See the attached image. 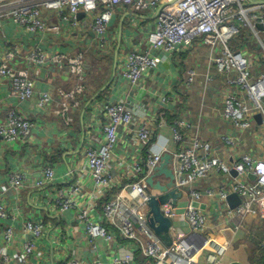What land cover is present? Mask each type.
<instances>
[{
  "label": "built area",
  "instance_id": "1",
  "mask_svg": "<svg viewBox=\"0 0 264 264\" xmlns=\"http://www.w3.org/2000/svg\"><path fill=\"white\" fill-rule=\"evenodd\" d=\"M118 8H129L153 20L144 49H119L115 53V71L126 81L132 96L146 91V78L154 74L160 64L182 55L192 56L204 49L207 60L201 83L202 108L206 92L217 81L223 104L221 117L230 123L231 131L219 133L215 142L205 140L201 135V120L192 123L188 119V93L197 81L200 65L186 69L183 84L174 92L160 96L161 105L174 103L178 107L179 113L169 125L175 147L169 152L170 169L174 176L173 188L181 195L177 203L187 199V206L181 213L177 210L178 204L173 207L170 202L161 207V213L171 222L181 219L190 230L189 236L176 237L179 235L172 225L173 238L169 247L149 229L146 217V203L158 192L145 181L154 174L166 150H150L142 160L132 161L118 152L123 143L152 146L156 127L165 122L161 120L157 124V119L152 118L156 112L148 102L131 103L122 99L98 105L104 121L102 136L90 134V141L98 148L87 147L76 160L73 170L68 173L70 184L57 188L54 203L60 213L71 211L75 214V222L84 225L87 242L94 250L99 239L111 245L119 238L133 245V252H118L111 264L133 263L135 252L146 264H195V257L205 250L214 254L212 264H220L228 240L219 245L211 238L210 215L193 207L192 203L199 204L203 198L216 203V217L222 218L217 224L220 232L236 233L250 217L264 223V0H0V34L6 22L34 35L59 34L64 24L76 30L80 28V14H83L94 35L95 50L106 55L111 43L108 26ZM44 12L54 13L61 26L48 24ZM246 46H249L247 50ZM20 54V44L10 41H5L0 50V79L7 83L9 96L18 102L31 100L35 94L33 75L38 68L47 66L55 73L66 66L75 85L70 90L58 91L60 104L54 114L65 125H70V116L82 105L80 98L84 94L83 53L73 57L48 56L35 47L23 56L27 65L21 67L18 66ZM51 103L52 94L42 92L35 104L38 109L46 110ZM32 128L27 117L11 108L0 120V138L8 147L20 142L26 144ZM250 141L253 152L243 150L248 149ZM219 148L223 149L224 155L219 154ZM218 174L225 180L214 187L199 189L202 181ZM250 175L254 177L253 181L249 179ZM86 176L93 182L90 195L83 193L81 185ZM54 180V169L46 165L33 187L42 188ZM155 181L163 185L167 179L158 176ZM25 184L23 171L7 175V187L15 193H19ZM231 194L239 199L233 209L226 202ZM82 197L92 201L84 209L78 207ZM101 199H106L101 205L103 224L90 217ZM8 220V209L0 200V264H12L5 250L16 242V233L7 224ZM44 231L42 220L23 222L20 232L28 239L21 243L13 264H28L36 251L35 242L42 238ZM58 264L100 263L98 260L86 263L70 259Z\"/></svg>",
  "mask_w": 264,
  "mask_h": 264
},
{
  "label": "crops",
  "instance_id": "2",
  "mask_svg": "<svg viewBox=\"0 0 264 264\" xmlns=\"http://www.w3.org/2000/svg\"><path fill=\"white\" fill-rule=\"evenodd\" d=\"M43 15L48 24H60L61 26L62 23H59L54 13L44 12ZM152 24V18L143 13L132 12L129 8H118L108 26V35L114 53L112 52L110 55L108 51V55L99 59L98 52L94 48V35L88 29L84 16L80 17V28L72 30L64 24L62 32L59 34H29L20 31L10 22L5 23L0 34V50L5 41L16 45L20 44L22 55L20 54L18 57V66L27 65L23 56L35 47L42 49L48 56L59 54L73 57L78 53H83L86 82L84 94L80 98L82 105L73 111L70 116L71 123L67 126L61 118L54 114L60 104L58 91L70 90L75 85V79L66 66L55 73L51 72L47 66L38 68L33 75L34 97L25 102H18L10 97L7 83L0 79V120L6 117L11 108H16L33 124L31 135L26 144L20 142L8 147L0 138V200L6 205L10 215L7 224L12 226L16 233V242L5 250V254L12 264L15 263L14 258L20 251L21 243L28 239L27 236L21 234V226L23 222L33 220H42L45 231L42 238L35 242L36 251L29 258L28 264H58L70 259L86 263L98 260L100 264H111L118 252L127 254L135 250L132 244L121 241L119 238H116V243L111 245H108L103 239H99L96 241L94 250L87 242L84 225H78L75 222V214L71 211L60 213L54 203V195L57 188L70 184L68 173L73 170L74 163L82 157L86 148H98L97 144L90 141V134L98 138L102 136L101 127L104 125V121L101 118L98 105L101 102L114 103L122 99H127L131 103L139 102L136 96H132L133 92L117 71H115L114 78L111 79L116 60L115 53L119 52V49L122 51L144 49L147 36L152 31ZM248 48L249 46H246V50ZM189 56L182 55L171 59L169 63L160 64L156 72L146 78V91H143L140 100L152 105L153 111L156 112L152 118L157 119V124H160L161 120L165 124L155 126L156 135L152 146L128 143L120 145L118 147L119 154H123L128 160H142L150 150L157 152L165 149L168 154L174 151L169 125L173 117L179 113L178 107L174 103L161 105L159 99L160 96L167 95L170 91L174 92L178 86L183 84L185 70L192 65H200L201 68L194 87L188 93L189 103L186 112L189 114V121L197 123L201 120L203 126L201 135L205 140H214L215 142L219 133L231 131L230 123L221 117L223 104L217 81L206 92L202 108L201 83L206 72L203 65L207 60V52L201 49ZM91 59L95 61V66L90 64ZM97 63L103 64L102 68H106L105 73L99 77L95 73V70H101ZM90 71L94 77H98L94 84H90L92 81ZM211 74L217 79L214 71H211ZM97 83L102 85L98 89ZM42 92L52 94V103L46 110L38 109L35 104ZM201 110L203 112L200 117ZM90 128L92 129L90 130ZM251 147L252 142L250 141L248 149L243 150L253 152ZM218 152L224 155L222 148H219ZM46 165H50L54 169L55 180L42 188L33 187V183L40 178L41 171ZM13 171H23L25 174L26 184L19 193H15L7 187V175ZM223 180L225 179L219 174L215 175L213 178L202 181L199 189L203 190L208 186L214 187ZM81 185L83 193L90 195L93 191L92 180L86 176ZM90 203H92L91 199L82 197L78 201V207L84 209ZM186 206L187 199L185 198L178 204V212L181 213V210ZM202 206L203 209H201ZM216 207L214 201L203 198L198 208L210 215L211 220H209L208 226L211 238L216 240L219 245H223L226 243V239L217 225L222 218L216 217ZM90 217L97 223L103 224L101 206L98 205L95 210H92ZM172 223L179 235L176 237L189 236L190 230L185 222L177 218ZM170 234L173 238V233L170 232ZM227 242L228 246L221 257L220 264L231 262L259 264L264 256V248L260 249L261 246H264V223L256 218H248L238 232L231 233V238ZM135 253L134 262L130 264H146V261L138 253ZM212 256L214 254L210 250H205L195 257V264H212Z\"/></svg>",
  "mask_w": 264,
  "mask_h": 264
},
{
  "label": "water",
  "instance_id": "3",
  "mask_svg": "<svg viewBox=\"0 0 264 264\" xmlns=\"http://www.w3.org/2000/svg\"><path fill=\"white\" fill-rule=\"evenodd\" d=\"M82 16L83 14H80V17ZM259 28L261 27L259 26ZM114 76H115V62H114L111 79H113ZM142 94L143 91H140L137 94L136 99L140 100ZM256 119L259 120V117L257 116ZM170 164H171V156L166 153L162 156L161 163L155 169L154 174L148 177L145 181L150 188L158 192L157 195L151 196L146 203L148 208L147 216H146L147 225L149 229L153 232V234L166 247H169L172 244L170 229L173 223L171 222V220L163 216V214L161 213V207L169 202L173 207H176L178 204L177 201L181 197V195L178 194L176 190L173 188L174 176L170 169ZM158 176H163L165 179H167V182L164 183L163 185H161L158 181H155L154 183L153 182L154 178ZM249 179L253 181L254 177L250 175ZM226 202L228 203L229 207L233 209L235 206L239 204V199L235 194H231L227 197ZM192 206L199 207V204L194 202L192 203ZM201 209H203V206L201 207ZM221 234H223L226 240H229L231 238V232L229 230H223ZM229 264H241V263L231 262ZM259 264H264V256L261 258Z\"/></svg>",
  "mask_w": 264,
  "mask_h": 264
},
{
  "label": "rangeland",
  "instance_id": "4",
  "mask_svg": "<svg viewBox=\"0 0 264 264\" xmlns=\"http://www.w3.org/2000/svg\"><path fill=\"white\" fill-rule=\"evenodd\" d=\"M112 48H113V45H112V43H110V45H109V49H108L110 55H112V52L114 53V51H113ZM108 50H107V51H108ZM106 55H108V54H106ZM99 59H100V58H99ZM91 60H92V61H90V64H92L93 66H95V65H96V64H95V61H94L93 59H91ZM98 63H99V62H98ZM98 63H97V64H98ZM106 63H107V62H106ZM98 65L100 66V67H99V66H98V67L101 68V70H99V71H96V70H95V73H96V75L99 77V75H102V74L105 73L106 68H102V67H103V64H98ZM93 72H94V71H93Z\"/></svg>",
  "mask_w": 264,
  "mask_h": 264
},
{
  "label": "trees",
  "instance_id": "5",
  "mask_svg": "<svg viewBox=\"0 0 264 264\" xmlns=\"http://www.w3.org/2000/svg\"><path fill=\"white\" fill-rule=\"evenodd\" d=\"M98 55H99V58H102V57H105V55L104 54H101L100 52H98ZM90 79L92 80H90L91 82H90V84H94V83H96V81H97V79H98V77L96 78V77H94L93 75H92V72L90 71ZM97 86V89L98 88H100V86H102V85H100V84H96ZM85 86H86V82H85ZM105 200L106 199H101V200H99L98 201V205L99 206H101V205H103V203L105 202ZM260 248V247H259ZM264 248V247H263ZM260 249H262V246H261V248Z\"/></svg>",
  "mask_w": 264,
  "mask_h": 264
}]
</instances>
